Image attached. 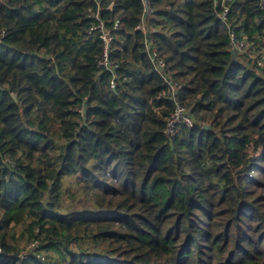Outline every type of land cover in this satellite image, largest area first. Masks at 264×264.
I'll list each match as a JSON object with an SVG mask.
<instances>
[{
	"label": "trees",
	"instance_id": "trees-1",
	"mask_svg": "<svg viewBox=\"0 0 264 264\" xmlns=\"http://www.w3.org/2000/svg\"><path fill=\"white\" fill-rule=\"evenodd\" d=\"M145 1L195 118L172 136L143 0H0V264H264V67L212 0ZM228 16L264 50L259 0Z\"/></svg>",
	"mask_w": 264,
	"mask_h": 264
},
{
	"label": "built area",
	"instance_id": "built-area-1",
	"mask_svg": "<svg viewBox=\"0 0 264 264\" xmlns=\"http://www.w3.org/2000/svg\"><path fill=\"white\" fill-rule=\"evenodd\" d=\"M232 0H212L213 7L217 8L218 18L225 24L227 28L228 38H229V49L233 48L236 53H241L247 56L252 62L255 63L258 67H264V50L254 45H249L246 43V40L242 37H239L235 30L234 24L231 22L228 16L229 12V2ZM99 1H97L98 3ZM144 11L141 17L140 22L135 26L136 29L141 30L144 33V47L149 62L153 66L154 70L162 77L166 82L168 89L170 91V97L173 100V109L168 115L165 126L162 131L167 136H172L175 134L181 125L192 126L195 123V118L192 113L184 105L178 101V92L182 88V85L166 70V62L160 53L153 41L151 36H148L151 32H154L156 29L150 26L147 22L146 16L149 14L147 2L143 0ZM259 6L264 14V0H259ZM117 20L114 22L113 27H117ZM100 28V38L103 42L102 52L100 57L97 60V66L104 69L114 72L116 63L111 58L112 48L110 46V30L105 29L103 22L90 27L88 32L90 33L93 29ZM110 85L112 87L116 86V81L111 80ZM80 113L84 112V106H80L77 109ZM37 243V239L34 240L31 245Z\"/></svg>",
	"mask_w": 264,
	"mask_h": 264
},
{
	"label": "water",
	"instance_id": "water-1",
	"mask_svg": "<svg viewBox=\"0 0 264 264\" xmlns=\"http://www.w3.org/2000/svg\"><path fill=\"white\" fill-rule=\"evenodd\" d=\"M229 52H230V54H231V56H232V58H233L234 60H237V59H238V57H237V53H236V51H235L233 48H230V49H229ZM203 127H205V128H209L210 126H209V125H203Z\"/></svg>",
	"mask_w": 264,
	"mask_h": 264
},
{
	"label": "rangeland",
	"instance_id": "rangeland-1",
	"mask_svg": "<svg viewBox=\"0 0 264 264\" xmlns=\"http://www.w3.org/2000/svg\"><path fill=\"white\" fill-rule=\"evenodd\" d=\"M23 254H25V253H23Z\"/></svg>",
	"mask_w": 264,
	"mask_h": 264
}]
</instances>
